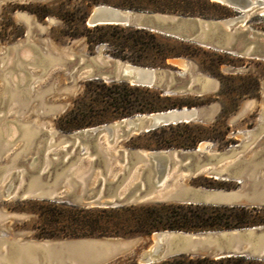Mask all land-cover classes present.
Segmentation results:
<instances>
[{"label":"rangeland","instance_id":"rangeland-1","mask_svg":"<svg viewBox=\"0 0 264 264\" xmlns=\"http://www.w3.org/2000/svg\"><path fill=\"white\" fill-rule=\"evenodd\" d=\"M99 4L205 20L241 15L210 0H0V193L15 179L17 168H23L31 157L35 140L37 143L45 138L40 129L66 134L139 113L182 107L197 108L198 117L132 133L112 145L105 139L101 143L113 155L122 149L175 151L206 143L205 152L223 156L219 169L227 167L233 172L242 163L244 172L243 162L249 160L252 167L247 169L248 174H264V58L239 56L133 26L101 25V29L93 30L87 18ZM235 28L264 35V16L251 12ZM95 54L173 71L182 69L180 65L186 61L189 72L203 75L213 87L201 95L165 94L159 87L83 76L89 70V57ZM149 107L153 110H145ZM30 134L34 141L28 138ZM179 158L167 175L171 178L167 190L175 184L214 190H234L250 184L246 176L240 183L232 177L215 179L205 172L187 177L183 171L185 161ZM236 159L242 162L232 164ZM87 161H81L82 168L87 167ZM119 169V164L113 165L114 171ZM95 181L93 173L86 186H93ZM156 203L181 202L131 205ZM246 207H256L255 219L264 221V206ZM102 208L40 198L0 197V264H17L20 255L16 243L83 238L131 239L123 252L102 264L138 263L139 254L151 243V234H123L127 222L117 224L119 215L99 213ZM99 230L108 234L99 235ZM30 259V264H48L36 255ZM59 259L54 258L53 264ZM61 259L62 264L83 262L77 263L69 254ZM252 263L264 264V259Z\"/></svg>","mask_w":264,"mask_h":264},{"label":"water","instance_id":"water-1","mask_svg":"<svg viewBox=\"0 0 264 264\" xmlns=\"http://www.w3.org/2000/svg\"><path fill=\"white\" fill-rule=\"evenodd\" d=\"M231 7L240 12L236 18L205 20L199 17L180 16L163 13L136 12L110 5H95L87 24L121 25L146 29L181 40L191 41L215 49L236 54L264 58V35L238 31L235 25L245 21L246 15L264 10V0H210ZM245 32V34L243 33ZM257 38V39H256ZM180 65V70L160 69L134 65L107 54L89 57L86 76L101 78L109 82L124 81L134 86L159 87L166 94L190 93L201 95L204 92L201 80L203 75L188 71V63ZM82 64V63H81ZM168 109L164 115L159 112L142 113L121 118L111 124L86 127L71 133L42 131L43 141L35 140L34 151L23 166L17 168L15 179L5 187L0 197L40 198L81 205L84 207L115 208L142 202H162L175 200L181 203L211 205L264 206V174L256 177L248 174L252 167L244 161L230 172L219 169L224 159L219 154L194 149H122L117 155L109 152L106 144L112 145L116 139L126 138L132 133L149 132L158 126L169 125ZM151 114V117H144ZM105 139L106 144H102ZM60 147L58 151H54ZM182 156L186 176H195L203 167L211 169L210 175L232 177L240 183L243 176L250 184L234 190L207 189L179 185L168 188L169 172ZM88 159L87 167L81 161ZM241 159H236L235 164ZM119 164L120 169L113 170ZM229 165V166H232ZM96 174V183L87 187L86 182ZM136 174L135 179L133 178ZM212 177V176H211ZM214 178V177H213ZM165 190L164 192H161ZM167 190V191H166ZM151 243L138 256L139 264H151L178 255L209 256L215 259L224 257H246L264 259V224L250 227L186 232L180 230H157L151 233ZM131 240V239H129ZM129 240L122 238H83L55 241L16 243L20 255L17 264H30L31 255L41 261L53 264L54 258L69 254L82 264H102L123 252ZM84 259V260H82ZM61 260V261H60Z\"/></svg>","mask_w":264,"mask_h":264},{"label":"trees","instance_id":"trees-1","mask_svg":"<svg viewBox=\"0 0 264 264\" xmlns=\"http://www.w3.org/2000/svg\"><path fill=\"white\" fill-rule=\"evenodd\" d=\"M112 26V25H108ZM116 26V25H115ZM101 29V25L92 27ZM139 29V28H138ZM144 30V29H143ZM89 39V38H88ZM91 42V40H89ZM145 110H153L149 107ZM143 112V110H141ZM142 113H139L140 115ZM65 204V203H63ZM256 207L236 205H211L193 203H156L144 206H120L115 208H102L99 213H115L119 215V223L127 222V231L123 234L137 233L148 236L157 230H180L198 232L208 230H224L263 225L264 221L256 220ZM125 217L122 221L120 215ZM95 222V221H94ZM99 235L108 233L99 230ZM115 233V232H114ZM254 259L245 257L212 258L209 256L178 255L151 264H253ZM130 264H138L130 261Z\"/></svg>","mask_w":264,"mask_h":264},{"label":"bare ground","instance_id":"bare-ground-1","mask_svg":"<svg viewBox=\"0 0 264 264\" xmlns=\"http://www.w3.org/2000/svg\"><path fill=\"white\" fill-rule=\"evenodd\" d=\"M262 14H264V10H262L261 12ZM91 26V24H89ZM89 72L88 71H85L84 73H82L83 76H86ZM202 86H203V89H204V92L207 91L208 89H211L213 87L212 84L209 83L208 79L205 78L202 82ZM164 113L166 112H160L159 111V114H162L164 115ZM168 115L170 116V119L173 120L170 122V124H175V123H179V122H189L195 118L198 117V114H199V111L197 108H187V107H182V108H173V109H169L168 111ZM151 114H147L145 115L144 117H151L150 116ZM140 117H142V114H140ZM6 130V129H5ZM16 130V129H15ZM14 131V129H13ZM198 149H200L201 151H204V150H207L208 148V145L206 143H200L199 146H197ZM145 152V151H143ZM208 173L209 175L212 173L211 169L207 166L201 168L197 173V174H201V173ZM215 176L213 175H210L212 177H214L215 179H222V180H227L226 178H221L219 177V174L218 173H214ZM229 179V178H228ZM180 184H175L174 186H171L172 188H175L176 186H179ZM167 191V190H166ZM161 192H164L161 191Z\"/></svg>","mask_w":264,"mask_h":264}]
</instances>
